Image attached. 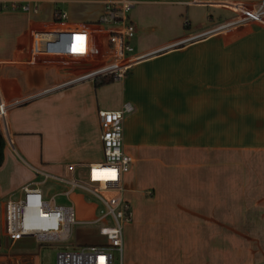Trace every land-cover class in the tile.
Instances as JSON below:
<instances>
[{
	"label": "crops",
	"instance_id": "1",
	"mask_svg": "<svg viewBox=\"0 0 264 264\" xmlns=\"http://www.w3.org/2000/svg\"><path fill=\"white\" fill-rule=\"evenodd\" d=\"M75 1H36L58 4L54 12H0V98L19 102L0 119L7 127L0 199L40 180L38 166L64 161L50 173L67 176L69 165L82 171L104 157L94 82L59 86L84 68L56 54L83 55L86 35L52 29L36 35L43 54L31 47L39 24H53L59 4ZM216 1L236 15L145 48L104 108H134L124 121V149L134 159L125 197L137 232L170 237L165 264H264V19L208 32L262 0Z\"/></svg>",
	"mask_w": 264,
	"mask_h": 264
},
{
	"label": "built area",
	"instance_id": "2",
	"mask_svg": "<svg viewBox=\"0 0 264 264\" xmlns=\"http://www.w3.org/2000/svg\"><path fill=\"white\" fill-rule=\"evenodd\" d=\"M37 0H0V12L5 8L38 12ZM101 5L99 17L89 22H70L68 13L57 10L58 18L51 25L39 24L32 33L31 47L35 54L36 35L52 29H72L86 35V51L83 55L56 54L67 63L79 65L83 72L59 86L112 76L123 80L130 68L147 54H136L131 45L135 34L129 13L137 0H89ZM264 19V0L256 7L243 8L239 19L218 26L208 32L240 21L261 22ZM184 39L174 45H183ZM172 45V46H174ZM51 55V54H50ZM58 86V87H59ZM50 90V89H49ZM19 102H5L0 98V119ZM130 103L119 109H100L98 122L104 157L101 161L88 163L82 171L69 165L71 175L61 176L35 169L40 180L26 184L10 193L3 205L4 235L12 241L25 237L34 238L40 244L65 243L72 237L77 224L101 223L98 228L102 241L81 246H60L54 264H141L124 262V224L131 220V207L125 197L124 177L133 165V157L124 149V121L133 111ZM53 182L60 191L49 195L45 185ZM77 189L94 194L107 210L101 209L92 218L77 219L72 195ZM58 196L67 203H60Z\"/></svg>",
	"mask_w": 264,
	"mask_h": 264
},
{
	"label": "rangeland",
	"instance_id": "3",
	"mask_svg": "<svg viewBox=\"0 0 264 264\" xmlns=\"http://www.w3.org/2000/svg\"><path fill=\"white\" fill-rule=\"evenodd\" d=\"M138 3L130 11L129 16L135 27V34L131 45L136 54L142 53L147 47L173 42L186 35L199 32L201 28L209 27L211 24H218L221 21L234 17L235 10L224 5L216 4V0H137ZM38 13L54 12L58 4L37 3ZM61 10H66L69 19L75 22L94 21L102 11L100 4L89 0H77L75 2L59 4ZM58 6V7H59ZM4 11H20L34 13L33 11H24L21 9L5 8ZM238 13V12H237ZM212 20V21H211ZM117 85L121 88L120 82L114 80L111 83L96 87V97L99 99V107L104 109L110 107L112 102L117 101ZM112 101V102H111ZM103 102V103H102ZM68 109H64L67 111ZM90 111L91 108H90ZM45 118V125L48 127L56 126V119ZM51 118V117H50ZM51 122V123H49ZM70 124V123H69ZM50 128V127H49ZM55 128V127H54ZM0 130L7 135V127L0 120ZM56 135V134H55ZM66 154V153H65ZM56 156V152L53 153ZM56 163V162H55ZM65 162L56 163V166H38L41 170L55 173L64 168ZM64 174V173H59ZM68 176V175H67ZM36 178H38L36 176ZM49 189L48 196L60 191L61 187L53 182L45 185ZM58 202L67 203V199L62 196L57 197ZM6 199H0L1 205V245L0 264H54L56 253L60 246H81L83 244H94L102 241L98 228L101 223L85 225L77 224L74 227L72 237L65 243L40 244L34 238L25 237L19 241H12L4 235L3 226V207ZM72 201L75 205L76 218L87 219L99 215L101 209L107 210L94 194L77 189L72 195ZM93 206L97 208L93 210ZM94 211V212H93ZM124 262L132 263L134 258L146 260L148 263L165 264L170 261L173 248L165 233L136 231L131 221L124 224ZM136 260V259H135ZM134 260V261H135ZM143 264V263H142Z\"/></svg>",
	"mask_w": 264,
	"mask_h": 264
},
{
	"label": "trees",
	"instance_id": "4",
	"mask_svg": "<svg viewBox=\"0 0 264 264\" xmlns=\"http://www.w3.org/2000/svg\"><path fill=\"white\" fill-rule=\"evenodd\" d=\"M58 18L56 17V12H55V21ZM114 81V78L112 76H106L102 78L96 79L94 82L96 87L106 85ZM5 147H6V138L3 133V131L0 130V166L3 164L4 159H5ZM0 215H1V207H0ZM1 217V216H0ZM0 245H1V222H0Z\"/></svg>",
	"mask_w": 264,
	"mask_h": 264
},
{
	"label": "water",
	"instance_id": "5",
	"mask_svg": "<svg viewBox=\"0 0 264 264\" xmlns=\"http://www.w3.org/2000/svg\"><path fill=\"white\" fill-rule=\"evenodd\" d=\"M174 46H178V45H174Z\"/></svg>",
	"mask_w": 264,
	"mask_h": 264
}]
</instances>
